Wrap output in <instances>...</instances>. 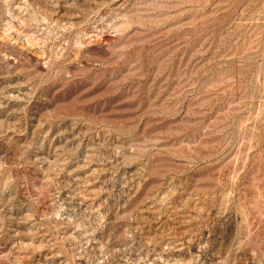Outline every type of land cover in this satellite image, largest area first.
I'll use <instances>...</instances> for the list:
<instances>
[{
  "label": "rangeland",
  "instance_id": "1",
  "mask_svg": "<svg viewBox=\"0 0 264 264\" xmlns=\"http://www.w3.org/2000/svg\"><path fill=\"white\" fill-rule=\"evenodd\" d=\"M0 264H264V0H0Z\"/></svg>",
  "mask_w": 264,
  "mask_h": 264
}]
</instances>
